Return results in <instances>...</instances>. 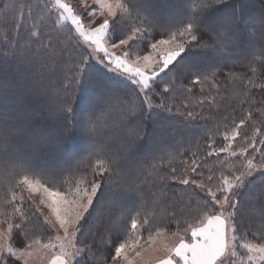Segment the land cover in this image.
I'll return each mask as SVG.
<instances>
[{"label":"snow or ice","instance_id":"snow-or-ice-1","mask_svg":"<svg viewBox=\"0 0 264 264\" xmlns=\"http://www.w3.org/2000/svg\"><path fill=\"white\" fill-rule=\"evenodd\" d=\"M244 7L0 0V264H100L97 244H114L104 264H264V18ZM221 82L240 106L205 117ZM172 115L203 118L206 143ZM73 135L84 147L66 152Z\"/></svg>","mask_w":264,"mask_h":264},{"label":"trees","instance_id":"trees-1","mask_svg":"<svg viewBox=\"0 0 264 264\" xmlns=\"http://www.w3.org/2000/svg\"><path fill=\"white\" fill-rule=\"evenodd\" d=\"M169 1L170 0H154V3H155L154 5H156L160 9H166L167 8V11H172V10H174L176 8L178 0H171V4L168 6L167 3H169ZM249 1H251V0L241 1L242 3L245 4V7L243 8V11H242L241 14H242L243 19L248 23V25L252 26V25H255V20L251 19L252 16L250 17V14L247 12V10L251 8L250 5H249V3H250ZM145 3L149 4L150 0H145ZM255 3H257V5H258V6L256 5L257 8L259 7L257 9V12L254 13L255 19L264 18V0H255ZM221 9L223 11V6H221ZM253 66H256V65H253ZM256 67H257V73L258 74L261 71H264V68H261L259 66H256ZM249 69L250 68H237V69H235V71L237 73H248L249 75H251V71ZM261 79H264V77L256 79V83H260ZM220 85L222 87L221 96H223L222 104L218 105V106H221L220 110H215L213 112H214V118H220V120H221L224 115L232 113V106H237V107L240 106V100L243 97L240 95L241 85H240L239 82H237L235 84H230V83H227V82H221ZM248 87L252 88L251 85H249ZM253 93H254L255 99L257 101H259L261 99H264V96L261 95L259 89H253ZM243 107L245 108V110H247V105H243ZM257 107H259V104H257ZM202 123H204V122H201L200 124H202ZM211 126L213 127V130H214L215 129V123H212ZM199 132L200 133L198 134V137L201 134V130ZM217 139H219V137H217ZM68 140H69V138L66 137L65 140L63 141V147H64V150L66 152L68 151L66 149L68 147V145H66ZM204 142H206V140ZM138 143L139 144H138V149L137 150L141 154L145 155V157H146V165H151L153 163V161L150 158L147 157V154L149 152V141L148 140H144V141L138 142ZM201 145H203V144H201ZM214 160H215L214 158H210L209 159V163L211 161H214ZM156 163H157V161H156ZM205 174L206 175L208 174V172H206V170H205ZM197 191H199V190H197ZM201 196H203V195H201ZM196 202L197 201L194 199L193 202H192V207H193V205ZM149 206H151V205H149ZM259 219H260V217H259L258 212H253L250 217H246L245 218L243 223L252 226V228L254 230L255 227L259 226ZM158 222H160L162 224H167L166 220H158ZM169 227H171V226L169 225ZM85 235H87V231L85 232ZM101 235H104L103 229H101ZM249 237L252 240L256 239V237H253L251 235V232L249 233ZM113 239H115V236H113ZM116 242L118 243V241H116ZM112 252H114V244H112V245H108V244L100 245V244H97L96 249H95L94 259L96 261H99L100 264H104L105 260L110 262L111 261V253ZM89 264H93V262L89 261Z\"/></svg>","mask_w":264,"mask_h":264},{"label":"rangeland","instance_id":"rangeland-1","mask_svg":"<svg viewBox=\"0 0 264 264\" xmlns=\"http://www.w3.org/2000/svg\"><path fill=\"white\" fill-rule=\"evenodd\" d=\"M241 1H244V0H241ZM190 2H191V5L194 6V5H196V4L199 3V0H191ZM249 2H250L249 5H250L251 8L248 9L247 12L250 14V17L252 16L251 19L255 20V25H257V24H259V22L261 21V19L260 18L255 19L254 13L257 12V9L259 7L257 8L258 5H257V3H255V0H251ZM154 4H155L154 3V0H150V3L148 5L149 6H152ZM167 4L169 6L171 4V0ZM162 10L167 11V8L166 9H162ZM9 62H10V58H9ZM254 67H256V66H254ZM13 68H15V65L14 64H13ZM108 75L113 76L114 79H119V77H115L111 73H109ZM221 89H222V87L220 85L219 95L217 96V103H216V105H212L210 109L204 111V116L205 117H209L210 115L214 117V112L213 111L220 110V107L221 106H218V105L219 104H222V100H223V96H221V92H222ZM196 91L199 92V87L196 88ZM86 104H87V101H85V100L82 99L80 101L79 105H78V111H80L83 108H85ZM196 110L197 111H200L201 109H196ZM164 115H168V114L167 113H164ZM170 119L172 120L173 124L176 127H178V128H180V129L183 130L185 138L192 139L193 145H195V143H196V139L195 138L198 137V134L200 133L199 131L201 130V134H202L208 128V125H205V123L200 124L201 122H204V119L203 118H200V119H198L196 121L188 122L183 117L176 116V115H172V116H170ZM214 119L215 120H220V118H214ZM201 134L199 136V137H201L200 140H199V142H200V144H205L206 142H204V141L206 140V138L203 137ZM68 138H69V140H68V142L66 144V145H68V147L66 148L68 150L67 152H79V151L82 150V148L84 146L82 144L81 139L78 136L73 135V136H69ZM146 140L149 141V148H150L151 141H152V128H151V125H149L148 139H146ZM158 143H159V141H158ZM184 146L187 147V144H185ZM115 148H116V150H119L121 148L127 150L128 144H127V142L117 141V143L115 145ZM193 150H195V149H193ZM222 159H223V156H222ZM159 163H160V161L157 160V164H159ZM218 163L219 162L216 161V160L211 161L208 164V167H214V166L218 165ZM205 170L207 172V168ZM257 179H259V177H257ZM200 195H204V194L201 193ZM149 205H151V201L149 202ZM157 211H158L157 220H163L162 217H163L164 213L162 211H159V210H157ZM196 211H197V202L193 205V207H191V214L194 216L196 214ZM170 226H171L170 227L171 230L174 231L175 230V225L172 224ZM146 235H147V233H145V237H146ZM249 239H251V238L249 237ZM253 241H255V240H253ZM168 242L169 243H172L173 241L171 239H169ZM37 264H39V262H37Z\"/></svg>","mask_w":264,"mask_h":264}]
</instances>
